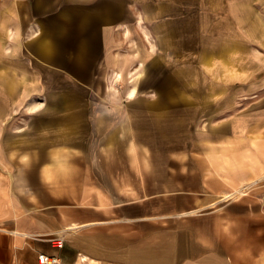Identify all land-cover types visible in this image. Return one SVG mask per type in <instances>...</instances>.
<instances>
[{"label": "crops", "instance_id": "1", "mask_svg": "<svg viewBox=\"0 0 264 264\" xmlns=\"http://www.w3.org/2000/svg\"><path fill=\"white\" fill-rule=\"evenodd\" d=\"M263 194L264 0H0V264H264Z\"/></svg>", "mask_w": 264, "mask_h": 264}, {"label": "built area", "instance_id": "2", "mask_svg": "<svg viewBox=\"0 0 264 264\" xmlns=\"http://www.w3.org/2000/svg\"><path fill=\"white\" fill-rule=\"evenodd\" d=\"M263 202H264V194H263ZM62 239H59L56 243L57 245L62 244ZM60 262V257L54 253L48 252H39L38 254V264H57Z\"/></svg>", "mask_w": 264, "mask_h": 264}]
</instances>
